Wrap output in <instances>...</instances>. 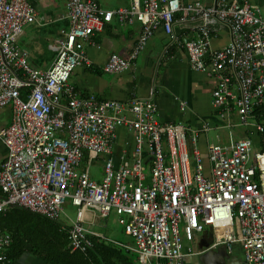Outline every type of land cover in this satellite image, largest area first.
Here are the masks:
<instances>
[{"label": "built area", "instance_id": "obj_1", "mask_svg": "<svg viewBox=\"0 0 264 264\" xmlns=\"http://www.w3.org/2000/svg\"><path fill=\"white\" fill-rule=\"evenodd\" d=\"M67 5L69 26L61 31L54 65L31 70L17 42L35 23L37 10L29 0H0V111L12 109L11 124L0 129L7 149L0 163V213L18 206L58 221L71 203L77 215L69 230L70 254L91 248L89 235L103 238L90 231L87 219L93 211L101 221L114 217L124 226L133 246L114 243L139 253L143 264H186L197 253L185 252V243L206 230L214 248L224 246L233 255L239 243L245 264H264V153L256 152L250 165L251 140L212 144L207 168L198 131L162 124L153 102L80 97L69 82L74 69L94 66L88 46L104 24L142 25L130 58L110 57L105 70L112 76L135 65L158 29L172 35L180 25L192 36L184 44L192 67L219 78L213 107L236 101L243 125L249 126L255 110L264 106L262 10L252 0L219 8L184 0H131L117 9H101L97 0H68ZM216 21L228 25L232 41L207 58ZM63 98L66 107L60 104ZM123 127L131 138L118 151L116 164L115 142ZM255 129L264 135V123ZM85 152L105 157L101 182L94 180L91 165L82 169ZM12 244L13 236L0 227V264L8 262Z\"/></svg>", "mask_w": 264, "mask_h": 264}, {"label": "crops", "instance_id": "obj_2", "mask_svg": "<svg viewBox=\"0 0 264 264\" xmlns=\"http://www.w3.org/2000/svg\"><path fill=\"white\" fill-rule=\"evenodd\" d=\"M243 1L184 0L186 4L200 3L207 8H219L224 4L229 6ZM252 1L264 13V0ZM67 2L68 0H29L37 10L36 21L24 28L17 44L27 52L31 70H47L54 65L61 31L69 26ZM97 3L101 9H117L129 6L131 0H97ZM213 27L216 33L210 41L207 58L223 50L232 41L227 24L216 21ZM141 32V24L130 25L118 20L104 24L101 30L96 31L88 46V54L94 66L74 69L69 81L75 87L76 94L80 97L95 96L99 101L117 100L128 103L133 99H140L153 102L157 109V118L162 124H183L189 127L191 133L198 131L197 146L207 168L208 150L212 144L229 145L237 140L249 138L250 133L255 130V125L263 123L264 116L260 120L254 117L249 122V126L243 125L236 101H231L220 110L213 107V92L219 84V78L211 71H197L192 67L184 47L192 36L188 29L180 25L175 27L172 35L167 34L163 28L158 29L147 43L139 60L122 76H112L107 73L105 67L113 54L127 60L130 58ZM60 104L66 107L68 102L63 98ZM235 111L239 116L240 125L247 129L239 134L231 122ZM127 115L131 116L129 112ZM11 122L12 112L9 124ZM204 125H208L209 129H203ZM240 135L244 136L240 137ZM222 137L228 140V144L219 143ZM128 138H131L129 129L123 127L118 130V140L115 142L117 152L114 156L116 164L119 163L118 151L125 147ZM262 139L264 140V135L260 137V140ZM192 148L190 144L189 150ZM6 157L7 149L0 141V163ZM104 158V156L91 158L88 152L83 156L82 169L91 165L93 178L98 182L102 181ZM66 206H71L75 215L73 212L67 213ZM76 212L77 208L67 203L56 222L41 217L31 220L30 228H26V235L33 243L26 242L25 247L22 248L19 244L13 247V241L6 264H53L42 257L43 250H49L57 242H62L60 234L69 235L68 230L75 222ZM87 220L92 224L90 231L99 233L96 228L101 225V220L97 213L89 212ZM206 231H209L211 237V231ZM206 231L197 234L193 242L185 243V252L191 248L197 253L188 256L186 264H204L197 259L204 250H207L205 245L210 238L207 237ZM21 249L24 251L19 253ZM234 249L233 255L229 256L226 252V264H245L242 244L234 246ZM219 262L217 263L221 264Z\"/></svg>", "mask_w": 264, "mask_h": 264}, {"label": "trees", "instance_id": "obj_3", "mask_svg": "<svg viewBox=\"0 0 264 264\" xmlns=\"http://www.w3.org/2000/svg\"><path fill=\"white\" fill-rule=\"evenodd\" d=\"M263 116L264 107L255 110V118L260 120ZM261 136L262 135L255 129L253 133H250L248 139L254 143L255 151L262 148L258 152L264 153V140H260ZM2 197H4V193L2 189H0V198ZM36 217L44 218L39 214L18 206H9L4 212L0 213V227L4 231L13 234V247L19 244L20 247L24 248L26 242L33 243L32 239L26 235V228H30L31 220ZM89 237L92 241L91 248L86 251H77L74 254H70L68 250L70 243L69 235L62 233L60 234V238L63 241L57 242L54 247L49 250L44 249L42 257L45 261L53 264H139L137 252L129 251L125 247L110 242L104 237L100 238L92 235H89ZM23 251L24 250L21 249L19 253ZM10 255L11 254H9V256Z\"/></svg>", "mask_w": 264, "mask_h": 264}, {"label": "rangeland", "instance_id": "obj_4", "mask_svg": "<svg viewBox=\"0 0 264 264\" xmlns=\"http://www.w3.org/2000/svg\"><path fill=\"white\" fill-rule=\"evenodd\" d=\"M11 112H12L11 107L3 108L0 111V129L4 128L5 126H7V124H9ZM231 122L234 124V129L237 132V134H239L240 132H245L247 130L246 128H244L240 125L239 116H238L236 111L233 113V115L231 117ZM263 123H264V121H263ZM243 136L244 135H240V137H243ZM240 137H236V138L239 139ZM219 143L220 144H225V143L228 144V140L222 137L221 141ZM261 149L262 148L257 149L252 154V158L250 160V165H252L254 163L255 153L260 151ZM189 158L191 160V163H194V158H193V154H192L191 150H189ZM146 171L148 173H150V169H147ZM65 211L67 213L73 212V208H71V206H66ZM76 214H77V212H76ZM73 215H75V212H73ZM85 226L87 227L88 224H85ZM96 230L99 232L98 233L99 235H102L104 238H106L110 242L115 241L117 243L127 244V245L133 244L132 238L125 234L124 226L121 225L120 222L117 219H115L114 217H109L106 220H102L101 225L98 226L96 228ZM237 245H239V243H237L235 246H237ZM131 246H133V245H131ZM137 254H138V258H139L140 254L139 253H137ZM139 264H143V263H141L139 261ZM151 264H152V262H151Z\"/></svg>", "mask_w": 264, "mask_h": 264}, {"label": "water", "instance_id": "obj_5", "mask_svg": "<svg viewBox=\"0 0 264 264\" xmlns=\"http://www.w3.org/2000/svg\"><path fill=\"white\" fill-rule=\"evenodd\" d=\"M151 159H148V162ZM210 240L207 241V244L205 245L207 250L203 252L197 260L201 261L204 264H218L217 262L221 264H226V248L224 246H220L217 248H214L212 246V243L214 241L212 233L210 234ZM219 258V260H218Z\"/></svg>", "mask_w": 264, "mask_h": 264}, {"label": "flooded vegetation", "instance_id": "obj_6", "mask_svg": "<svg viewBox=\"0 0 264 264\" xmlns=\"http://www.w3.org/2000/svg\"><path fill=\"white\" fill-rule=\"evenodd\" d=\"M208 232H209V231H206V233H207V237H208V238H210V236H209ZM229 256H230V255H229ZM226 260H227V259H226Z\"/></svg>", "mask_w": 264, "mask_h": 264}]
</instances>
